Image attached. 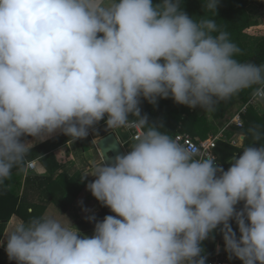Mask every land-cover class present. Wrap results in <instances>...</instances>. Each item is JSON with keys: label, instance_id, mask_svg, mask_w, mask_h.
<instances>
[{"label": "clouds", "instance_id": "clouds-1", "mask_svg": "<svg viewBox=\"0 0 264 264\" xmlns=\"http://www.w3.org/2000/svg\"><path fill=\"white\" fill-rule=\"evenodd\" d=\"M218 3L204 0L203 8L217 14ZM238 52L214 20H194L181 0H0V184L57 130L72 144L105 117L108 129H144L126 154L87 172L95 177L87 189L115 215L96 221L91 236L47 214L20 220L5 235L8 259L206 264L201 242L219 229L229 260L264 264L258 127L249 132L260 146L243 147L224 170L139 107L141 97L155 105L171 96L211 111L249 88L264 103V64L240 62Z\"/></svg>", "mask_w": 264, "mask_h": 264}, {"label": "trees", "instance_id": "trees-1", "mask_svg": "<svg viewBox=\"0 0 264 264\" xmlns=\"http://www.w3.org/2000/svg\"><path fill=\"white\" fill-rule=\"evenodd\" d=\"M157 3L158 0H153ZM204 0H181L182 9L194 20L212 19L216 22L218 31L227 32L230 40L235 43L239 49L235 58L240 62H252L257 65L264 64V30H251L257 25L255 19V12L264 9V0H219L217 5V14L203 8ZM217 33H213L216 35ZM256 36V37H255ZM255 87V86H254ZM252 88L241 90L238 94L231 96L224 100L216 102L212 108V115L215 119H222L226 116L227 111L232 107L234 102L239 99L243 103H247L252 98ZM139 107L141 115H147L149 122L163 123L161 132L167 134L171 138L182 132L190 133L192 136H201L206 138L211 130L212 125L206 121L204 115H199V111L203 110L200 106L195 108L176 103L171 96L168 98H157L155 105L149 103L143 97L140 98ZM130 119H135L130 115ZM244 127L233 125L230 130L239 131L245 135L244 146L253 144L259 147V142L253 140L252 134L249 129L258 127L262 133L261 143H264V114L260 113L257 106L252 105L249 107L246 115L244 116ZM106 120V117H105ZM105 120L99 121L89 132L101 135L100 128L105 123ZM234 131H229V134H234ZM66 136V135H65ZM31 137V136H29ZM70 137L66 136V140ZM243 147H237L224 141H219L215 152L218 155V160L215 163H221V167L227 170L230 167V160L236 154L239 156ZM48 160L52 161L53 167L52 174L55 170L64 167L65 163L58 162L56 155L52 154L50 157L44 159V163L49 165ZM63 161V159H61ZM65 176V175H63ZM16 188H10L4 182L0 184V241L4 236L8 221L13 214L21 217L23 221H28L32 217L41 216L45 207L43 205L34 206L32 212L23 204H18L19 195ZM243 202L237 205L241 208ZM83 224V223H82ZM88 222H84V225ZM13 223L9 227L12 228ZM234 231L239 235L237 225L234 221L231 222ZM221 244L224 246L223 236L219 229L209 236L208 239L201 242L204 249L202 255L209 258H214L217 252V246ZM220 254V253H219ZM223 258L228 259V254L223 253ZM229 260V259H228ZM233 264H242V262L233 257L229 260ZM0 264H16L15 260H9L7 253L0 247Z\"/></svg>", "mask_w": 264, "mask_h": 264}, {"label": "crops", "instance_id": "crops-1", "mask_svg": "<svg viewBox=\"0 0 264 264\" xmlns=\"http://www.w3.org/2000/svg\"><path fill=\"white\" fill-rule=\"evenodd\" d=\"M244 104L241 100L237 99L222 119H215L212 115V110H200L199 115H204L206 121L213 126L206 138L220 135L219 141L243 147L245 135L239 131L230 130L236 124L229 125V122L236 116ZM257 107L260 113L264 114V103H261ZM245 115L242 116L244 125ZM117 130L118 128L116 129V134L126 152H128L136 140L132 137L133 130L132 132H128L125 129V132L129 136L123 138L119 136ZM229 131H234V134L230 135ZM92 134L93 132H89V135ZM100 136L98 134L92 135V141L95 143V138H99ZM87 137L77 139L74 143L69 144L66 143L69 139L66 140V136L60 130L53 132L44 140L33 144L32 149L25 156L23 165L20 168H14L11 177L5 183L8 187L17 189L19 195L18 204H23L24 207L29 208L30 212H32L34 206L43 205L45 210H43L42 215L54 216L60 221L63 219L68 220L64 224L71 229L79 231L81 235L91 236L94 232L96 221H102L106 215H115V213L107 206L102 205L86 187L89 182L95 179L94 176H90L87 172L94 170L96 166L104 163L100 150H96L94 145L91 146V139ZM192 137L195 140L206 139L201 136ZM21 139L32 141L34 138L27 136ZM52 154L56 155L58 162L65 163V166L55 170L54 174H52V169H50L53 167L52 161L48 160L49 165L48 163H44V159L50 157ZM215 154L217 157L214 161H217L218 155L216 152ZM30 161L36 162V169L28 167ZM217 165L221 167V163H217ZM90 216H94L95 220H89L88 217ZM20 220L22 219L18 215H12L2 238L4 243H0V247L4 248L6 245L5 235L11 231L12 228L9 230L11 223L14 225ZM84 222H88V224L84 225ZM223 247V245L218 244V253L216 255L219 256L225 253V249L222 251Z\"/></svg>", "mask_w": 264, "mask_h": 264}, {"label": "built area", "instance_id": "built-area-1", "mask_svg": "<svg viewBox=\"0 0 264 264\" xmlns=\"http://www.w3.org/2000/svg\"><path fill=\"white\" fill-rule=\"evenodd\" d=\"M261 103H257L256 101L251 99L249 104L245 103L238 111L236 116L229 122L230 124H236L237 126L242 127L244 125V121L242 116L245 115L249 109L250 106L255 105L258 106ZM116 129H113L116 132ZM125 129L128 132H132V137L137 138L141 135V133L144 131L141 128H136V127H125ZM220 139V135H214V136H209L206 139L202 140H195L189 133L182 132L179 133L175 136L174 140L177 141L178 143L185 145L189 147L191 150H193L198 157H203V158H211L213 161L216 159V154H215V148L217 147L218 141ZM28 167L30 169H36L37 164L35 161H30L28 163ZM206 264H233L230 262L228 259L223 258L222 255H216L214 258H209L206 260Z\"/></svg>", "mask_w": 264, "mask_h": 264}, {"label": "water", "instance_id": "water-1", "mask_svg": "<svg viewBox=\"0 0 264 264\" xmlns=\"http://www.w3.org/2000/svg\"><path fill=\"white\" fill-rule=\"evenodd\" d=\"M101 137L97 141V147L103 157L104 162L111 163L117 154H126V150L118 135L113 129H108L106 124L100 128ZM224 247L222 251H224Z\"/></svg>", "mask_w": 264, "mask_h": 264}, {"label": "rangeland", "instance_id": "rangeland-1", "mask_svg": "<svg viewBox=\"0 0 264 264\" xmlns=\"http://www.w3.org/2000/svg\"><path fill=\"white\" fill-rule=\"evenodd\" d=\"M255 19L257 20V25L254 26L253 28H251V30H264V9H260L258 12H255ZM251 99L252 98L249 99V101L247 102V104H249V102L251 101ZM117 132H118V134H119V136L121 138L128 137L129 136V134L125 132V127L118 128ZM92 135H95V134L93 133ZM92 135H89L87 138L91 139L90 140L91 146L94 145L95 149L98 150V147H97V141L98 140L97 139H99L101 136L99 138H95L96 142L94 143L92 141ZM89 175L92 176L90 173H89ZM61 222L62 223H67L68 220H64L63 219V220H61ZM3 250H4V252H6L5 251V247L3 248Z\"/></svg>", "mask_w": 264, "mask_h": 264}]
</instances>
